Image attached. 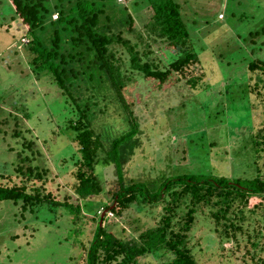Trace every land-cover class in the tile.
I'll return each mask as SVG.
<instances>
[{
  "label": "rangeland",
  "instance_id": "obj_1",
  "mask_svg": "<svg viewBox=\"0 0 264 264\" xmlns=\"http://www.w3.org/2000/svg\"><path fill=\"white\" fill-rule=\"evenodd\" d=\"M117 2L127 4L134 26L142 30L151 14L148 6L140 0ZM178 2L182 4L185 17L197 13L193 16L198 21L194 27L197 30L195 42L205 71L203 81L215 83L216 87L190 89L185 79L178 78L174 72L165 81L146 80L143 72L129 70L128 60L125 62L123 70L132 78L124 92L141 130L140 145L125 165V179L146 180L147 175L150 178L158 171L264 177V144H254L261 139L259 135L264 137V94L259 95V90L252 92L243 78L247 75L249 60L257 57L264 60L261 32L264 0ZM7 5V0H0V23H10L0 28V165L15 160L24 140L31 142L30 149L23 148L24 154L32 152L31 164L44 170L46 175L42 181L30 180L33 181L29 184L30 191L39 186L56 200L73 206L80 203L82 208L77 214L69 213L63 206L41 209L21 221L16 219L17 209L12 202L1 201L0 264H84L96 224L107 226L119 237L137 238L143 229L159 223L165 213L163 202L144 211L131 204L121 216L103 209L110 198L108 189L116 184V175L112 165L100 162L96 172L104 190L88 200L77 199L75 172L81 145L74 131L68 128L69 119L75 118L74 112L50 76L42 75L37 79L30 75L26 67L28 51L17 39L25 27L20 19L10 20L11 14L5 12ZM219 12L223 14L222 19L218 18ZM124 35L139 43L138 49L143 47L132 33ZM150 43L153 50L148 54L149 59L165 70L175 54L167 46L157 48L159 42ZM117 48L118 54L127 59V51L120 46ZM226 86L229 94L221 93L219 90ZM211 95L221 105H215ZM205 108L211 115L203 118L201 112ZM12 129L21 133L14 136ZM92 129L117 135L127 129V123L121 112L110 107L96 118ZM14 168L9 166V178H1L3 183L22 182ZM258 205H261L260 199L251 198L243 211V231L237 232L236 239L223 241L222 225L215 223L209 206L198 205L188 233V245L198 264H264V216ZM185 210L181 202L177 206L176 221ZM216 226H219L217 231ZM258 231H261L260 237L253 247L251 240L257 238L254 234Z\"/></svg>",
  "mask_w": 264,
  "mask_h": 264
},
{
  "label": "trees",
  "instance_id": "obj_2",
  "mask_svg": "<svg viewBox=\"0 0 264 264\" xmlns=\"http://www.w3.org/2000/svg\"><path fill=\"white\" fill-rule=\"evenodd\" d=\"M140 2H144L151 12L142 30L134 26V17L127 4L117 0H7L5 12L11 14L10 20L20 19L25 27L17 39L28 51L26 67L30 75L37 79L42 75L50 76L74 112L75 118L69 119L68 128L74 131L81 145L75 172L74 193L77 199L80 202L88 200L104 190L96 172L100 162L112 165L116 175V184L108 189L110 198L103 204V209L121 216L131 204L144 211L163 202L165 213L159 223L143 229L137 238L119 237L107 226L96 224L85 247L84 264H198L188 245V233L194 224L197 206H209L215 223L222 225L225 236L222 241L236 239L237 232L243 231V211L251 198L260 199L261 205L258 206L264 216V177L240 178L190 172L164 174L158 171L150 178L147 175L146 180L125 179V165L140 145L141 131L138 117L124 92L132 78L127 75V70H123L125 62L128 60L129 70L143 72L146 80L165 81L174 72L178 78L185 79L190 89H206L207 85L216 87L215 83L203 81L205 71L195 42L197 30L194 27L198 21L193 16L197 13L185 17L178 0ZM9 24L1 22L0 28ZM261 32L264 35V29ZM124 33H132L143 47L138 49L139 43ZM21 36L27 38V42H22ZM151 41L160 43L157 48H171V53L175 54L165 70L149 59L148 54L153 50ZM118 46L127 51V59L118 54ZM246 69L247 75L243 78L248 81L247 88L252 92L259 90L257 93L263 95L264 60L260 57L249 60ZM219 91L229 94L230 89L226 86ZM210 97L215 105H221L215 102V96ZM110 107L121 112L127 129L117 135L108 131L95 132L92 126L96 118ZM206 109L201 112L203 118L211 115ZM13 119L15 121L17 117ZM12 133L15 136L21 132L12 129ZM259 138L254 142L256 146L264 144L263 135ZM30 144L29 141L22 142L23 148L30 149ZM23 148L16 153L14 161H4L0 165V202L11 201L17 209L16 219L21 221L38 210L60 206L71 214L80 213V203L73 206L58 201L39 186H32L30 191L29 184L33 183L30 180L42 181L46 174L31 164L34 156L32 152L24 154ZM26 161H29L28 165ZM10 165L15 167L14 171L22 177V182L11 185L2 182L1 178H9ZM181 202L186 210L176 221L177 206ZM215 229L217 231L219 226ZM260 233L254 234L257 238L251 240L253 247L257 245Z\"/></svg>",
  "mask_w": 264,
  "mask_h": 264
},
{
  "label": "built area",
  "instance_id": "obj_3",
  "mask_svg": "<svg viewBox=\"0 0 264 264\" xmlns=\"http://www.w3.org/2000/svg\"><path fill=\"white\" fill-rule=\"evenodd\" d=\"M124 1H126V0H124ZM54 17H56V14L54 15ZM218 17L219 18H223V14L222 13H219L218 14ZM22 42H27V38L25 39V38H22Z\"/></svg>",
  "mask_w": 264,
  "mask_h": 264
},
{
  "label": "water",
  "instance_id": "obj_4",
  "mask_svg": "<svg viewBox=\"0 0 264 264\" xmlns=\"http://www.w3.org/2000/svg\"><path fill=\"white\" fill-rule=\"evenodd\" d=\"M103 215H104V214H103ZM103 215H101L100 220H102V216H103Z\"/></svg>",
  "mask_w": 264,
  "mask_h": 264
},
{
  "label": "clouds",
  "instance_id": "obj_5",
  "mask_svg": "<svg viewBox=\"0 0 264 264\" xmlns=\"http://www.w3.org/2000/svg\"><path fill=\"white\" fill-rule=\"evenodd\" d=\"M53 17H54V15H53Z\"/></svg>",
  "mask_w": 264,
  "mask_h": 264
}]
</instances>
